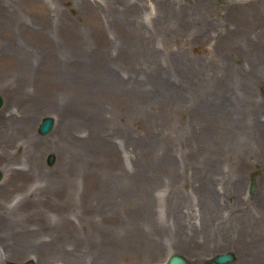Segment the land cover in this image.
Returning <instances> with one entry per match:
<instances>
[{"label":"rangeland","instance_id":"374dc122","mask_svg":"<svg viewBox=\"0 0 264 264\" xmlns=\"http://www.w3.org/2000/svg\"><path fill=\"white\" fill-rule=\"evenodd\" d=\"M246 2L0 0V92L5 97L0 108V169L4 172L0 182V247L13 256L1 258L0 264L31 257L38 264H85V251L99 247L112 249L111 264H163L175 253L183 255L188 264H195L182 247L149 245L144 250H134L139 246V229L134 219L137 208L146 213V228L156 223L163 229L173 216L187 219L185 222L205 220L204 214L209 213L214 222L209 231L220 233L221 238L225 229L234 233L226 235V242L208 249L198 264H219L214 261L215 256L226 251L236 255L224 264L262 262L263 254L258 248L261 220L231 215L227 210L228 188L225 193L221 185L217 188L218 177L209 171L214 168L216 137L224 135L217 131L216 122L218 104L223 98L218 78L227 74L224 60L235 45H244L246 38L264 40V0L252 7L241 5ZM59 33L64 42H58L57 49L63 55H71V61L68 64L69 58L60 56L62 64L59 62L57 72L75 69L92 78L104 76L95 96L92 89L87 97L95 107L108 110L104 126L116 134L120 162L128 168L126 172L117 169L107 174L102 169L104 179L93 189L94 193H106L105 184L113 183L116 196L127 192V200L119 198L117 205L112 201L108 209L118 213V219L111 222V231L104 229L101 217L92 221L88 217L98 213L91 204L101 201L110 206L107 201H90L84 193H73L71 199L67 194L60 197L56 185L33 183V175L20 176L15 171L26 167L25 159L30 154L25 141L31 135V141L42 147L39 155L32 156L34 170L55 181L61 171L65 181L68 177L73 146L59 132L50 141L51 133L41 134L38 126L48 115L55 122L58 116H65L75 99L71 91L56 89L49 83L43 100L41 75L47 71L42 67L37 76L33 57L34 49L44 47L50 38L56 46ZM10 42L21 44L30 55L34 64L30 83L24 75L28 68L26 58L17 52V58H12ZM98 42L102 47H112L117 55L115 73L92 65L94 57L87 49L96 45L98 48ZM78 44L83 47L81 52L73 50ZM28 91L30 101L24 97ZM261 94L264 85L256 89L258 98ZM51 95L54 106L43 107L52 102ZM50 154L55 156L53 164L48 162ZM262 179L264 152L258 157V166L249 172L247 192L261 197ZM207 182H216V186L207 187ZM218 192L223 199L219 200ZM207 195H215L211 204L204 197ZM181 199L184 204H179ZM179 206L185 208V214H181ZM77 214L81 222L74 226L73 217ZM19 216L26 217L30 227L36 229L29 225L20 227L16 221ZM252 220L256 222L254 227L239 223ZM185 222L182 226L188 234L193 230ZM22 229L29 238L35 237L34 242L18 237L15 232ZM92 230L97 235L89 238ZM51 237L53 244L49 245L45 240ZM243 237L246 242L241 250L235 247V239Z\"/></svg>","mask_w":264,"mask_h":264},{"label":"bare ground","instance_id":"6f19581e","mask_svg":"<svg viewBox=\"0 0 264 264\" xmlns=\"http://www.w3.org/2000/svg\"><path fill=\"white\" fill-rule=\"evenodd\" d=\"M246 1V4L241 5L251 6L253 3L261 0ZM251 7L248 8L252 10L253 8ZM62 35V33L58 34L57 40H55L56 46L53 39L50 38L44 47L34 49L35 56L33 57L35 58L37 67V76H39L42 67L47 71L43 76L41 75L43 100L47 97L46 90L48 89L47 84L49 83L54 84L56 89L63 90L65 88L68 92L71 91V95L75 99L72 100L75 103H72L71 107L68 108V113L65 116L62 115L56 118L54 129H52L51 134H49L50 136H48L51 139L50 141H52L57 132L61 133V135L65 134L64 137L73 146L74 152L67 167V172H69L67 180L65 181L63 179L62 171L60 172V177L55 181L45 175H39L37 169L34 170L32 156L40 152L42 147L38 142L36 146L33 140L31 141V135L25 141L27 142V153L30 154L25 159L26 167H17L15 171L20 176L32 177L33 175V183H43L46 187H54L56 185L54 188L57 189L60 197L67 194L69 199H71L73 193L74 195H82L84 193V196L89 198L90 201H107L110 206L104 205L101 201H97L100 204H91V207L95 208L98 213L91 214L88 217L91 221L96 216L101 217L105 222L104 229L111 231V222L113 223L118 219V213L117 210H115V213L112 211L110 213L108 209L111 207L112 201L117 205V199L122 198L127 200V192H121L116 196L113 193V183L105 184V188L108 190L106 193H94L93 189L104 179L105 173L107 174L109 171L117 169L126 172L128 168L120 162L116 134L107 131L104 126V116L109 115L108 110L102 107H95L87 97L92 89L93 95L95 96L96 89L100 88L99 85L104 82V76H94L92 78L87 73L75 69H66L64 72H57L59 62L62 64L60 56L63 59V56H67L69 58L68 64L71 61V55H63L61 49H57V43L64 42L62 41L64 40ZM27 48L30 47L28 46ZM9 49L12 51L10 52L12 58H17L16 52L26 58L28 68L25 69L26 72L24 75L26 76V81L30 83L32 78L30 72L32 62L27 49L21 44H17V42H10ZM73 50L81 52L83 47L78 44L77 47H73ZM87 51H90L94 57L92 65L115 73L117 55L114 53L112 47H102L101 43L98 42V48L96 45L95 48L87 49ZM248 51H253L255 54L249 53ZM262 52H264L263 39L246 38L245 44L235 45L229 57L224 60L227 74L223 76V79L218 78V88L222 92L221 95L223 98L220 105L218 104V114L216 117L217 131L224 135L220 134L218 138L216 137L214 168L209 170L218 177L217 188L218 185H221L223 193L228 188L227 205L229 208L227 210L231 215L259 218L261 220L259 233L261 242L259 241L260 245L258 248H260L261 255H263L261 256L262 262L260 264H264V179H262L263 188L261 197L260 195L252 196L249 194L247 192V185L249 183V172L258 166V157L260 153L264 152V94H261L259 98L256 95V89L264 85V55H261ZM78 61L81 62V60ZM32 65L34 66V64ZM28 88H30L29 84ZM30 96L29 91L24 94V97L29 101L31 99ZM33 97H35L34 94ZM49 98H53L52 102L48 105L43 104V107L54 106V97L51 95ZM11 116L14 115L11 113ZM61 135L59 134V137ZM224 165L227 167H218ZM102 169L106 172L104 173ZM33 183H30L29 188H31ZM80 185L83 186L79 193ZM206 186L215 187L216 182H207ZM220 192H218L219 200L223 199L222 196H219ZM195 194L198 195L197 193ZM204 197L211 204L215 195H207ZM184 203L185 201L181 199L179 204ZM179 211L181 214H185V208L183 206H179ZM187 211L190 214L189 209ZM221 212L223 211L221 210ZM145 214V211L142 209L138 210L137 208L135 211L134 219L139 229L137 232L138 240L136 242L139 246L133 249L143 248L144 250V247L149 245L159 247L170 246L172 248L182 247L193 257L195 264L200 263L204 253L208 249L226 242V235L234 234L232 231L225 229L222 232L223 238H221L220 233L212 230L209 231L214 225V222L211 220L212 216L209 213L204 214L205 220L198 218V220H191L190 222H185L187 219H176L173 216L172 219L165 222L167 224L163 229L157 227L159 224L156 223L152 227L146 228ZM58 215L59 218L62 217V215ZM19 217L16 218V221H18L17 224L20 227L26 225L30 227V224L26 221V217ZM69 218L71 219V215ZM77 222H81L78 214L73 217L74 226H77ZM184 222L190 224L193 231L186 234L182 226ZM239 223L249 224L253 227L256 225L254 220L248 221L247 223L239 221ZM140 227L142 228L140 229ZM30 228L36 229L35 227ZM15 233L22 240L34 242L32 239L35 237L29 238V234L24 233L23 229ZM95 235H97V232L92 230L89 233V238H94ZM254 235L253 233L252 236ZM252 239L254 240V237ZM101 240L108 242L110 238H101ZM45 242L52 245L53 238L51 237L45 240ZM236 242L239 243L240 247L237 246ZM245 242L246 238L244 237L235 239V247L243 250L242 245ZM253 246L255 248L254 244ZM111 256L112 249L110 247H99L97 250L89 249L85 251L84 263L111 264ZM3 257L6 260L13 258L12 255H7L6 250H2L0 247V259Z\"/></svg>","mask_w":264,"mask_h":264},{"label":"water","instance_id":"95a60500","mask_svg":"<svg viewBox=\"0 0 264 264\" xmlns=\"http://www.w3.org/2000/svg\"><path fill=\"white\" fill-rule=\"evenodd\" d=\"M2 105V98L0 96V106ZM54 124V118L51 116L45 117L44 120L42 121L41 125H40V131L42 133H47L49 132ZM54 160V156L51 155L50 156V162H52ZM1 176V174H0ZM234 259V254L232 252H225V253H220L215 257V260L219 263H224L227 261H230ZM187 261L186 259L179 255V254H174L169 258V261L167 264H186ZM11 264H19V263H11ZM20 264H35L33 260H29L25 263H20Z\"/></svg>","mask_w":264,"mask_h":264}]
</instances>
